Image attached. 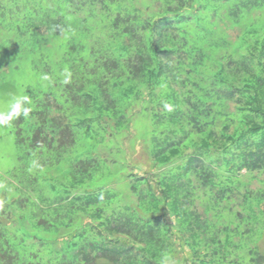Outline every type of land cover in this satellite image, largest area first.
<instances>
[{
    "label": "trees",
    "instance_id": "trees-1",
    "mask_svg": "<svg viewBox=\"0 0 264 264\" xmlns=\"http://www.w3.org/2000/svg\"><path fill=\"white\" fill-rule=\"evenodd\" d=\"M0 35V65L33 46L54 88L14 128L22 177L2 193L0 264H171L185 245L193 263L264 264V188L244 179L264 176V0H0ZM136 105L155 164L178 172L160 195L136 178L132 207L105 188L124 163L89 149L129 129Z\"/></svg>",
    "mask_w": 264,
    "mask_h": 264
},
{
    "label": "rangeland",
    "instance_id": "rangeland-1",
    "mask_svg": "<svg viewBox=\"0 0 264 264\" xmlns=\"http://www.w3.org/2000/svg\"><path fill=\"white\" fill-rule=\"evenodd\" d=\"M148 1V0H147ZM143 5V4H141ZM155 9H158L161 6V3H156ZM145 5H143L144 7ZM145 8V7H144ZM147 10V9H146ZM222 28L225 30L228 40L235 41L236 37L241 33V27H231V24L228 21L221 22ZM45 30H42L44 32ZM10 38V41L13 42V47L17 45L14 39V35L9 32H3ZM63 33H61V37H63ZM5 35L2 34V38ZM1 37V35H0ZM60 39H55V44H60ZM22 43V42H20ZM19 54L16 53V58H13V61L8 62V60L3 61V65H0V111H7L10 107V104L14 101L15 98L28 96L31 103L26 105L30 108L32 103H34L35 95H42L43 93H48L50 91H54L52 86L53 81L51 77L49 78V74L46 73V69L43 68V65L40 62H36L34 57V47L25 44L18 46ZM15 51V49H13ZM15 53V52H14ZM1 54V53H0ZM47 76V79L44 77ZM233 105H231V109H233ZM143 106L136 105L133 110H130L129 115L132 116V123L129 129L123 130V134H116L112 131H109L111 135H108L105 139L96 140L90 150V152H96L98 156L102 157L106 160L107 165L110 168V171H114V164L121 161L126 166L125 174L127 177L123 178V180H118L115 178V181L106 185L105 188H110L117 193H123V202L131 203L132 207H136L139 202V198L135 195V191L131 188L132 184L136 181V178H144L150 181V184L143 183L140 187V190L146 191L150 189L156 195H160V188L158 185V180L161 174L164 172L168 173V171L178 172L177 163L172 165L174 167L170 170L168 167L165 168V171L162 172V169L159 168L155 162V155L152 151L151 141L153 140L151 130V124L145 120H141ZM147 112V111H145ZM52 114L57 115L56 111L53 110ZM29 117L24 118L20 117L19 119H15L7 126H0V202H4L2 193L6 192V186L10 187L12 185V181H14L15 174L17 178L22 177V173L20 172V166L22 163L21 159V151L17 144V133L14 128H18V123L21 126L26 127L29 123ZM34 122V120H33ZM114 125V123H112ZM124 136V137H122ZM88 146L78 144V148H81L80 151H84L85 147ZM90 146V145H89ZM188 153H193L192 150H189ZM64 166V164L62 165ZM119 167H116L118 169ZM164 170V169H163ZM16 171V172H12ZM245 172V171H244ZM12 174V178H11ZM108 175V174H107ZM255 176V177H254ZM254 176H246L244 177L245 181L251 185L252 189L264 188V176L258 175L255 173ZM14 178V179H13ZM12 190H8L6 194V198L8 195L10 196V192ZM46 192L53 196L55 195L52 191V186L49 184L46 188ZM241 196V194H240ZM20 199V198H18ZM241 199L238 197V204L241 203ZM19 201V200H18ZM5 204L6 201H5ZM1 206V205H0ZM196 209L199 210L202 214H204V208L201 206L199 200L196 201ZM6 207V206H4ZM165 211H168L166 208ZM15 211V210H14ZM7 212V210H6ZM166 217L168 218V213ZM3 223L11 224L15 221V216L13 214H8V217H3ZM170 223L173 225L175 223V218H168ZM180 237L179 234H174L173 239H177ZM181 238V237H180ZM180 240V239H179ZM112 243V244H111ZM117 245L120 247L121 242H109V244ZM54 247L60 249L62 246V241L59 240L53 242ZM128 244H131L129 242ZM177 247L181 245L177 243ZM258 246L260 251L264 253V234L258 241ZM127 249H130L127 247ZM191 253L187 246L185 245L184 250L179 249L175 254L173 260H171V264H198L197 262L192 261V258L187 255ZM211 260V259H210ZM98 264H112L106 260H100Z\"/></svg>",
    "mask_w": 264,
    "mask_h": 264
},
{
    "label": "clouds",
    "instance_id": "clouds-1",
    "mask_svg": "<svg viewBox=\"0 0 264 264\" xmlns=\"http://www.w3.org/2000/svg\"><path fill=\"white\" fill-rule=\"evenodd\" d=\"M44 79H47V76ZM30 103L31 101L28 96L15 98L7 111H0V126L9 125L14 118H27L31 112V108L26 105Z\"/></svg>",
    "mask_w": 264,
    "mask_h": 264
}]
</instances>
